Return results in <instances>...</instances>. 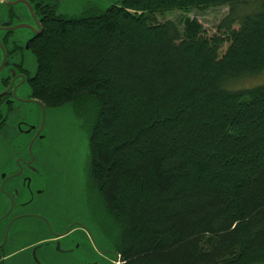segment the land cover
<instances>
[{
  "label": "trees",
  "instance_id": "trees-1",
  "mask_svg": "<svg viewBox=\"0 0 264 264\" xmlns=\"http://www.w3.org/2000/svg\"><path fill=\"white\" fill-rule=\"evenodd\" d=\"M29 3L32 98L83 121L86 201L121 264H264V85L225 88L264 72V0H124L71 18L49 5L42 19ZM222 7L211 37L187 17ZM173 12L186 17L159 21ZM13 35L1 43L16 55Z\"/></svg>",
  "mask_w": 264,
  "mask_h": 264
},
{
  "label": "rangeland",
  "instance_id": "rangeland-1",
  "mask_svg": "<svg viewBox=\"0 0 264 264\" xmlns=\"http://www.w3.org/2000/svg\"><path fill=\"white\" fill-rule=\"evenodd\" d=\"M85 1L91 5L90 8L92 9L103 10V7L117 5L122 0ZM81 4V0H61L59 11L62 14L72 16L70 14L81 9ZM17 10L23 16L21 18L22 21L24 23L29 22L28 16L22 7L17 6ZM253 10H255V6L249 7L240 14L249 13ZM227 14L228 9L222 7L206 11L193 10L187 17L198 21L202 25L205 34L211 37L215 35L217 27ZM184 17L186 16L181 12H173L158 17V19L160 22L168 20L178 21ZM31 34L30 29H19L14 32L13 40L25 42ZM226 47L225 45L221 52L225 51ZM11 62V65L0 72V94L6 89L2 86V80L9 78L8 75L12 74V69L20 74L21 72L18 70V67H20L23 75L26 72L27 77L32 76L36 71V60L30 52L24 50L19 52L10 60ZM10 84L11 81L8 86ZM262 85H264V72L253 77H244L239 81L228 83L225 88L227 87L229 90H247ZM29 93L30 90L25 83L18 86L15 90L16 97L21 99L25 98ZM15 107L17 111L7 120L8 129L6 130L5 139L2 140L3 137H0V171L5 166L8 154L10 156L9 161L13 164L22 158L30 159L31 156L35 157V166L39 168L44 164L42 173L53 177L50 195L53 199V213L62 216L64 214L69 220L67 224L79 220L84 222L99 246L112 245L113 243L104 234V230L95 222L98 209L96 199L93 197L92 203L86 201L88 194H92L94 191L88 179V133L83 121L68 106L46 108L45 120L40 133L41 138L33 141L31 153H29L28 145L33 139V133H19V125L25 123L29 126L40 127L43 117L42 111L35 104L16 102ZM22 128L26 130L24 125H22ZM36 241L30 240L24 245ZM43 249L38 251V256L44 254L41 252ZM55 256H57V253H55Z\"/></svg>",
  "mask_w": 264,
  "mask_h": 264
},
{
  "label": "water",
  "instance_id": "water-1",
  "mask_svg": "<svg viewBox=\"0 0 264 264\" xmlns=\"http://www.w3.org/2000/svg\"><path fill=\"white\" fill-rule=\"evenodd\" d=\"M81 2L83 5L86 1L81 0ZM6 3L10 7H22L29 22L0 28V54H2V57L0 55V72L6 63V51L1 43V35L3 36L4 32L30 29L31 36L22 42L24 51L27 52H30L28 42L42 33L40 22L33 12V6L28 1L16 0ZM111 6L102 9L105 10ZM58 14L68 16L59 10ZM35 74L36 71L30 77L32 78ZM9 76L11 84L0 96L11 93L14 101L38 105L42 111L40 127L29 126L25 123L19 125V133H33V139L28 145L29 153H31L33 141L41 138L40 133L45 120L46 108L41 102L32 98L25 75L18 74L12 69V74ZM24 83L27 84L30 93L25 98H17L15 90ZM64 106L72 108L70 104ZM22 125L26 127V130L22 128ZM9 160L8 154L5 166L0 171L1 264H120V255L114 246L108 244L99 246L84 222L79 220L67 224L69 220L64 214L62 216L53 213V199L50 196L53 177L42 173L44 164L37 168L34 164L35 157L32 156L30 159H19L15 164ZM54 190L56 191L55 188ZM30 240L37 241L24 245ZM42 248L44 249L41 252L44 254L38 256V251Z\"/></svg>",
  "mask_w": 264,
  "mask_h": 264
},
{
  "label": "flooded vegetation",
  "instance_id": "flooded-vegetation-1",
  "mask_svg": "<svg viewBox=\"0 0 264 264\" xmlns=\"http://www.w3.org/2000/svg\"><path fill=\"white\" fill-rule=\"evenodd\" d=\"M13 1H16V0H0V8L7 7V12H8L7 16L9 18L8 19L7 16L5 18H0V25H1L0 28H8V27H10L9 25L4 26V23H10V22H12L15 19L14 16H13V12L14 11L11 8L12 6L10 7L6 3V2H13ZM26 1L31 2V3L32 2L35 3V6L37 7L38 10H39V8H43L42 11L39 10L37 12V15H39L41 19L45 16V11H44L45 7L50 5L52 7H55L56 12H58L59 7H60V3H61V0H26ZM90 6H91L90 4L85 2L81 6V9L78 12L73 13L72 16H70V17L69 16H65V17H69V18H71V17H79L85 11H87L90 8ZM15 20H17V21L20 20L21 21L22 19L20 17H18V19H15ZM21 51L22 50H20L19 48L18 49L16 48L15 49V54H18ZM12 55H13V53H6V63H5L4 68L5 67L7 68L9 65L12 64V62L10 63V60L15 56V55H13V56ZM18 70H19V72H21L20 74H23V72H22L20 67H18ZM24 75L27 77L26 72H24ZM8 77L10 78L9 75H8ZM9 78L2 80V86L3 87H5V88L8 87V84L10 82ZM15 103H16V101H14V97H13V95L11 93H7V94H4V95L0 96V107H2V112L0 113V120H3V122L0 124V137H3L2 140L5 139L6 130L8 129L7 120L9 119V117L15 111H17V108L15 107ZM8 200H9V198H8Z\"/></svg>",
  "mask_w": 264,
  "mask_h": 264
}]
</instances>
